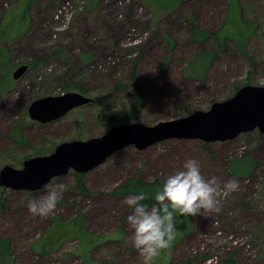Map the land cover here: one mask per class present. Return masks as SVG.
<instances>
[{
    "label": "rangeland",
    "instance_id": "rangeland-1",
    "mask_svg": "<svg viewBox=\"0 0 264 264\" xmlns=\"http://www.w3.org/2000/svg\"><path fill=\"white\" fill-rule=\"evenodd\" d=\"M239 2L246 21L259 29L246 45L256 67L229 42L230 58L223 56L209 69L202 88L179 72L203 49L193 38L194 27L218 32L230 10L228 0H0V28L14 20L16 29L25 30L0 43V170L5 166L21 169L24 161L50 155L61 143L105 135L126 115L129 100L116 98L104 107L102 99L107 101L106 95L115 94L114 83L129 76L136 62H140L142 84L151 93L138 122L148 126L181 116L186 104L191 107L197 102L205 107L230 96L236 88L264 86V0ZM238 16L234 11L233 25L222 34L243 41L242 27L235 29ZM244 36L247 38L245 32ZM171 45L172 58L167 54ZM207 45V50L216 49L215 42ZM166 58L171 63L158 75L155 64ZM21 63L35 66L20 82L13 81L11 73ZM80 86L94 100L92 105L75 109L49 125L30 120L28 109L33 100L80 93ZM164 92L170 94L161 103L155 93ZM102 111L113 118H104ZM17 127L26 144L16 146L11 138ZM175 141H163L145 151L129 147L116 153L85 174L87 193L80 191L72 172L36 192L0 187V238L10 241L11 264H86V258L91 264H142L130 240L127 217L131 210L122 206L126 198H114L112 192L134 178L164 181L169 176L164 161L172 147L178 146ZM211 145L216 157L212 177L235 179L239 189L219 197L217 212L193 217L190 232L172 252L168 264H223L228 259L235 264H264V135L254 131ZM242 158L250 159L256 168L248 178H233L229 166ZM57 183L66 184L67 191L54 214L43 219L32 216L29 201L41 198ZM54 218L66 225L81 218V228L72 225L97 245L84 252L86 247L79 241L61 237L62 227L55 230L54 245L39 248L48 240L46 229L54 227Z\"/></svg>",
    "mask_w": 264,
    "mask_h": 264
},
{
    "label": "water",
    "instance_id": "water-1",
    "mask_svg": "<svg viewBox=\"0 0 264 264\" xmlns=\"http://www.w3.org/2000/svg\"><path fill=\"white\" fill-rule=\"evenodd\" d=\"M28 70V64H21L13 72V79L22 80ZM92 102L93 99L79 92L43 96L32 101L28 114L32 121L49 125ZM254 131L264 135V86L246 85L205 111L197 110L155 126L143 123L115 125L101 137L61 143L50 155L26 160L22 169L4 167L0 172V187L36 192L70 172L87 174L129 147L145 151L167 140L225 143Z\"/></svg>",
    "mask_w": 264,
    "mask_h": 264
},
{
    "label": "trees",
    "instance_id": "trees-1",
    "mask_svg": "<svg viewBox=\"0 0 264 264\" xmlns=\"http://www.w3.org/2000/svg\"><path fill=\"white\" fill-rule=\"evenodd\" d=\"M228 3L230 4V10L226 11L224 14V23L222 28L218 32H208V31H200L197 26L194 27V34L193 38L198 42L202 47V51L198 53L193 59L188 60L186 63V67L179 72V75L188 81L189 79L195 80L199 85L203 88L205 84H207V74L210 69V71L213 69L214 65L224 56V58H227L231 56L232 50L229 48L228 43L232 42L235 45L236 50L240 53V55H243L248 61H250L252 68L255 69V62L246 52V45L248 44L251 36L253 34H256L259 29L255 28L253 23L250 21H246L243 13V9L240 8V2L239 0H228ZM234 11L238 13L239 17V23L235 25V29L240 30L241 37L243 41H240L237 37L235 38L231 34H222V31L224 28H226L229 25H233V19H234ZM222 16V15H221ZM220 19V17H219ZM17 22L14 20L10 22H7L6 24H10V26L7 28V38L13 36L15 34V37L20 36L24 33L25 30H18L16 29ZM20 24H18L19 26ZM245 26V29H244ZM247 34V38L244 36V32ZM17 31V32H16ZM1 34V31H0ZM264 36V35H263ZM208 42H215L216 49H210L207 50L206 47H208ZM212 44V43H211ZM173 45H171V51L170 53H167L171 58L173 56ZM169 52V51H168ZM143 56V54H142ZM141 59V58H140ZM139 59V60H140ZM173 60V59H172ZM140 63V62H139ZM139 63H135L129 73V76H126L124 79H119L117 83H114V89L112 92L115 94L109 93L105 97L107 98V101L102 99L103 106L108 107V105L116 102V98H128V111L126 115L123 117L120 123H116V125L121 124H130V123H139V119L141 118L142 114L144 113L147 104L151 101V93L150 90H147L144 84H142V81L139 77ZM171 63V59H164L162 62L159 61L155 64V69L158 72V75H160V72H164L168 65ZM5 64V62H4ZM30 70L33 66H35V63H30ZM194 67H196L197 70H194ZM8 69V68H7ZM29 70V72H30ZM198 71V72H196ZM209 71V72H210ZM156 74V73H155ZM162 74V73H161ZM157 75V74H156ZM162 79V78H161ZM157 80V78L155 79ZM166 85V84H165ZM239 88H236L234 93L230 94V96H226L224 98H218L222 100H226L230 97H232ZM80 93L85 94L87 92V89L83 86H80L78 89ZM156 94V98L159 97L161 103L165 99L166 96H168L170 93H161ZM213 96V94H211ZM222 95V94H221ZM218 95V96H221ZM209 96V95H208ZM169 102V100H167ZM164 101V102H167ZM96 103H101L100 101L95 100ZM172 102V101H171ZM217 101H212L208 106L200 107L199 105H196L197 102H192V106L190 107L188 104L184 105V110L186 112L182 114L181 116H178L176 118L184 117L187 115L192 114L193 112L197 110L205 111L209 109L213 103ZM207 108V109H205ZM163 111V110H162ZM102 116L104 118H113L111 114H107L105 111H102ZM174 118V119H176ZM61 121V120H60ZM59 122V121H58ZM178 146L172 147V149L168 152V155L164 161L163 169H166L168 175L174 174L176 171L182 170L183 164L188 159H195L200 163L201 166V174L206 178L210 179L212 177L213 172V166L216 161L215 157V151L212 149L211 144H206L200 141H175ZM24 143L26 144L27 141L24 140ZM196 145V146H190ZM188 145V146H187ZM197 150V151H196ZM43 152L42 150L39 151ZM256 168L255 163L252 162L250 159L242 158L235 160L231 163L229 166V170L231 172V175L233 178L239 179V178H248L252 171ZM77 181V185L82 193H87V187L85 184V174H79L76 172L70 173ZM69 174V175H70ZM165 181V180H164ZM164 181L161 179L154 180L153 182H145L142 178H134L127 180L123 185L119 186L112 192V196L114 198H127L129 196L137 195L140 192H144L146 195L149 196V199L145 201L151 207L154 203V196L155 193L160 190L163 186ZM177 219V225H176V235L175 239L172 242L171 246L162 251L160 255L155 258L153 264H168L171 263V254L172 252L181 245L183 238L190 232V226L191 222L193 220V217L189 216H180V214L177 212L174 214ZM55 221L54 227L52 229H46L48 233V240L42 241L39 246V248H44L45 245H54L53 243L56 242V236H53L56 234L55 230L59 229L61 230L62 227L64 228V233L61 237L64 239L70 238L75 239V241H79L81 245H84L86 247V250L84 252H87L90 248H94L97 245L96 240L92 238H88V235L84 233L83 231H80L77 228H81L82 226V219L78 218V220L73 221L72 224L66 225L65 223H62V221L59 218H54ZM182 222L178 234V225ZM65 226H64V225ZM54 230V231H53ZM53 231V232H52ZM52 232V233H51ZM53 241V243H52ZM12 258H11V246L10 241L8 239H2L0 238V263L1 264H11ZM84 262L86 264H91L90 261L87 262V258L84 259ZM190 262H183L179 261L177 264H189ZM223 264H235L232 262V260L228 259L223 262Z\"/></svg>",
    "mask_w": 264,
    "mask_h": 264
},
{
    "label": "clouds",
    "instance_id": "clouds-1",
    "mask_svg": "<svg viewBox=\"0 0 264 264\" xmlns=\"http://www.w3.org/2000/svg\"><path fill=\"white\" fill-rule=\"evenodd\" d=\"M239 182L213 176L206 179L201 174L200 163L195 159L184 162L182 170L169 175L160 190L155 193V203L149 207L144 192L129 196L122 206L131 210L127 223L130 236L142 264H153L160 253L168 249L175 239L177 219L180 216L207 217L218 211L219 197L238 191ZM67 191V185L57 183L41 198L28 203L34 217L47 218L57 210L58 202Z\"/></svg>",
    "mask_w": 264,
    "mask_h": 264
},
{
    "label": "flooded vegetation",
    "instance_id": "flooded-vegetation-1",
    "mask_svg": "<svg viewBox=\"0 0 264 264\" xmlns=\"http://www.w3.org/2000/svg\"><path fill=\"white\" fill-rule=\"evenodd\" d=\"M9 26L7 25V24H4V26H2L1 28H0V31H1V34H0V43L2 44L3 42H5V40L6 39H9V37L7 38V28H8ZM11 37H15V36H11ZM21 64H24V63H21ZM21 64H19V65H17L15 68H14V70H13V72L17 69V67H19ZM29 65V64H28ZM29 68H30V66H29ZM30 70V69H29ZM29 70H28V73H29ZM13 72L11 73V79L13 80V81H16V80H14L13 79ZM27 73V74H28ZM21 80H19V81H17V82H20ZM82 94V93H81ZM84 95H86V94H84ZM38 99V98H37ZM36 100V99H35ZM34 101V100H33ZM93 102H94V100H93ZM93 102L91 103V104H89V105H92L93 104ZM32 103V102H31ZM88 106V105H87ZM81 108H83V107H81ZM31 120V119H30ZM32 121V120H31ZM34 122V121H33ZM36 123V122H35ZM37 124H39V123H37ZM18 127L16 128V129H12L13 131H11V133H10V135H11V138L14 140V141H16L17 143H15V145L16 146H19L20 144L22 145L23 143H24V137H22L21 135H19V133H18ZM240 137V136H239ZM36 157H39V156H36ZM32 158H34V157H32ZM25 162V161H24ZM24 162H23V165H24ZM6 167V166H5ZM4 168V167H3ZM14 168V167H13ZM23 168V167H22ZM21 168V169H22ZM2 170V169H1ZM0 170V171H1Z\"/></svg>",
    "mask_w": 264,
    "mask_h": 264
}]
</instances>
